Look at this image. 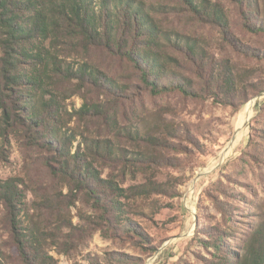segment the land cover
Masks as SVG:
<instances>
[{"label":"rangeland","instance_id":"obj_1","mask_svg":"<svg viewBox=\"0 0 264 264\" xmlns=\"http://www.w3.org/2000/svg\"><path fill=\"white\" fill-rule=\"evenodd\" d=\"M141 1L172 39L161 43L172 77L199 96L157 94L126 54L101 46L73 52L61 38L63 61L89 63L116 83L97 90L66 81L56 93L71 128L88 142H110L95 166L125 190L126 218L111 220L61 175L54 152L27 141L0 111V181L15 179L23 192L21 210L0 203L4 264H25L13 226L35 230L57 264H221L264 223V0L249 7L206 0L222 11L226 29L199 19L182 0ZM184 39L200 58L183 50ZM218 70L235 76L228 99L212 95L207 83ZM85 103L99 106L78 117ZM218 234L219 252L212 246Z\"/></svg>","mask_w":264,"mask_h":264},{"label":"trees","instance_id":"obj_2","mask_svg":"<svg viewBox=\"0 0 264 264\" xmlns=\"http://www.w3.org/2000/svg\"><path fill=\"white\" fill-rule=\"evenodd\" d=\"M199 19L228 28V22L217 6L206 0H182ZM250 6V0H239ZM252 12V11H251ZM70 41L73 52L105 47L126 54L141 73V81L157 94L184 93L199 96L189 83L172 77L171 59L161 49L163 41H172L160 31L141 0H0V111L3 119L19 128L28 141L51 153L62 176L97 200L106 215L115 221L126 218L125 190L116 182L104 179L95 166L106 158L110 142L85 139L69 126L56 84L77 81L79 87L116 88V83L89 63L75 65L60 58L56 51L60 39ZM181 46L189 56L200 58L186 39ZM196 65L199 63L196 61ZM209 65V64H208ZM211 72L207 83L224 98L236 91L231 71ZM99 105L85 103L76 112L79 117ZM72 117V115H70ZM81 137V141L75 144ZM109 193L113 199L105 196ZM102 194V195H100ZM23 192L15 179L0 181V203L12 211L23 207ZM108 219V221H110ZM71 228L72 225H70ZM127 233L129 224H125ZM13 226L19 256L25 264H57L44 253L35 230L20 231ZM26 234V235H25ZM29 234V236L27 235ZM213 248L222 251V235ZM222 255L221 264H264V223L245 239L238 252ZM0 264H4L0 247Z\"/></svg>","mask_w":264,"mask_h":264},{"label":"bare ground","instance_id":"obj_3","mask_svg":"<svg viewBox=\"0 0 264 264\" xmlns=\"http://www.w3.org/2000/svg\"><path fill=\"white\" fill-rule=\"evenodd\" d=\"M248 114H249V112L248 111H246L245 113H243L242 114V116H241V120H240V125H243V121H244V119L243 118H245V116L247 117L248 116ZM243 119V120H242ZM245 131V130H244ZM243 132V131H242ZM238 136V135H237Z\"/></svg>","mask_w":264,"mask_h":264}]
</instances>
